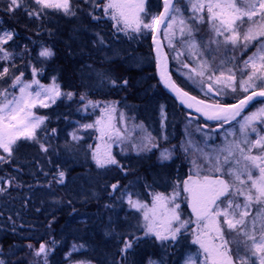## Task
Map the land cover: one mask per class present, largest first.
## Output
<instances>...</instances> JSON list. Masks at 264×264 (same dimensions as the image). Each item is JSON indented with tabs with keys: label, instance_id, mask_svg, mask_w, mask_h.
<instances>
[{
	"label": "snow or ice",
	"instance_id": "snow-or-ice-1",
	"mask_svg": "<svg viewBox=\"0 0 264 264\" xmlns=\"http://www.w3.org/2000/svg\"><path fill=\"white\" fill-rule=\"evenodd\" d=\"M88 2L92 6L88 15L93 20L107 17L117 32L126 35L151 34L160 80L165 87L188 108H195L208 120L218 122L220 129L236 122L241 137L236 139L235 133L229 129L228 134L234 138L228 140L225 136L222 145L211 147L205 141L208 151L193 145L209 172L201 175L202 166L194 161L195 174L182 181V190L187 194L194 221L181 219L180 204L176 203L177 191L171 196L153 193L149 207L139 198L134 199L138 194L122 189L119 182L113 183L111 189L120 191V198L126 197L130 208L142 212L145 235H154L160 241H176L182 230L187 231L191 224H195L192 243L198 245V253L188 256L184 264H264V0H186L184 4L180 0H162L163 10L158 14L149 11L148 0ZM97 9L102 16L94 14ZM49 10L65 16L76 15L73 0H0V12L9 18L23 12L29 19H40L49 15ZM185 11L190 15L186 17ZM201 25H207L206 40L199 35ZM161 31L168 47L175 52L173 58L181 63L182 69H187L184 75L189 81L206 94L231 95L235 103L209 104L181 88L167 71L168 55L162 50ZM18 35L15 28L6 27L0 21V85H7L0 87V150L3 153L0 154V163L4 164L14 157L18 141L39 143L38 130L47 135V129L41 127L47 117L37 115L35 109L49 108L62 96L71 99L76 95L62 91L55 77L50 84L40 82L38 77L43 69L37 65L51 58L54 52L50 47L41 46L33 55V49L28 45L16 52ZM177 36L179 48L175 43ZM96 37L94 43H105L102 35L97 33ZM185 56L187 62L182 59ZM17 59L25 62L18 65ZM26 72L30 79L25 78ZM98 75L102 82L108 79L103 73ZM109 83L126 86L128 81L124 79L118 83L116 79H110ZM80 101H86L84 110L89 105L99 107V102L88 100L85 95H81ZM256 104L260 107L237 120L247 108ZM114 112L111 104L105 105L96 121L81 127L95 128L100 134L102 143L93 150L97 167L116 166L123 170L112 155L111 144L107 143L108 140L122 142L126 138L114 123ZM120 119L124 120L123 113ZM56 132L55 128L51 129L53 135ZM70 135L73 141L81 139L75 130ZM39 146L41 151H49L46 144L40 143ZM135 147L150 150L158 146L147 136L142 145ZM171 156L168 149L160 153L162 160L171 159ZM64 175L63 171L57 172L58 183H63ZM15 180L16 177L11 175L0 176V193H7L8 188L3 185L11 187ZM180 183L177 182L178 186ZM137 240L135 236L123 240L120 251L125 253L132 249ZM56 243L54 239L37 241L38 246L30 243L27 247L33 250L35 257L42 258L36 264H48V255ZM0 264L5 261L0 259ZM148 264L156 262L149 260Z\"/></svg>",
	"mask_w": 264,
	"mask_h": 264
},
{
	"label": "rangeland",
	"instance_id": "rangeland-1",
	"mask_svg": "<svg viewBox=\"0 0 264 264\" xmlns=\"http://www.w3.org/2000/svg\"><path fill=\"white\" fill-rule=\"evenodd\" d=\"M76 1L79 0H73L75 3ZM82 1L85 2L88 0ZM180 2L181 4H184L186 3V0H180ZM159 6L160 0H148V8L152 14L158 13ZM97 10L98 12L96 13V16H102V12L99 9ZM0 15H2V12H0ZM184 15L187 17L190 15V13L185 11ZM66 17H68L67 24H69L70 21L72 22L75 20V16H65L63 13H61L55 18L50 17V23L54 27L56 26L57 28H61L64 25V22L66 23L64 19ZM0 21H2V23L7 26V23L2 17H0ZM93 23L98 33V27H101L102 31L108 27L110 35L113 37L116 36L117 39L120 38V40L116 42L114 41V38H112L111 41H108V37L103 34L102 36L105 39V43L101 45L99 43H94V41L97 40L95 34L91 38L89 36L85 38L86 41L90 43L86 47V50L89 51L87 54L90 55V58L87 63L85 62L86 60H82V62L75 65L76 71L74 70L72 78L76 80V86L74 85L72 87H68L63 83L62 80H59V72L57 70L52 69L48 72V70L44 69L40 64H38V66L43 69L40 77H38L42 84H50L52 82V78L55 77L56 83L60 85L62 91L74 92L76 94L69 102V109L65 111L66 113L62 117L60 123L57 121V123H59L57 124V127L59 128L62 126L60 134H63V138L53 134L52 136H49L48 131L46 135L44 131L38 130V135L41 137L38 144L41 142L46 144L48 139H50L52 143L53 139L55 143L57 142V146L63 149L64 155H70L73 154L74 150L80 149L76 143H82V146H87L89 148V153L87 156L89 157L92 168H94V170L90 168L92 171H89V173L87 172L85 175L84 173L75 172L77 170H80L81 172V168L77 166L72 168H67L68 166L64 167L59 170L65 173L63 177V183L57 182V173H53L49 179L47 178L48 181L56 180L57 186L65 188V191L70 193V196L63 194L64 198L74 201L75 205L78 206V209L76 208V210H74V205L71 206L72 210H74V213L79 215H77L75 218L73 217L74 215L72 217H68L66 223H64L65 226L71 223V218L76 221V224L84 225L85 220H87L89 217L88 215L92 214V212H90L92 203L96 202V199L93 200V196H96V191L92 189L94 187L97 189L100 188L103 192H105V186H108L109 194L112 193V197L118 205L116 207H112V205H109V202H105L106 204H103L102 202L101 209L97 211L99 216L96 214L93 216V219H96L98 216L96 223L117 221L116 227L125 224V226L127 225L126 228L129 229L133 234L145 233L143 228L142 212L138 211L137 209L130 208L128 206L126 197L120 198L121 192L113 191L111 189L110 183L106 185L105 179L102 180V184L100 185L99 177L101 176V178H103V176L110 170H112L113 173L117 172V174L115 173V175L112 177L114 183L119 182L122 189L126 188L128 192L138 194V196H134V199L139 198L141 201L147 203L149 207L152 204L153 193L159 192L165 194L166 196H171L174 191L179 192L176 203L180 204L181 219H191L194 221L195 217L192 216L186 199L187 194L182 190V181L187 179L189 175L195 174L193 164L194 161L196 164L202 166L201 175L209 174L208 166L200 156V153L195 150V147L204 148L205 151H208V147H205V141H207L209 146L216 147L222 145L225 142V136H227L228 140H232L234 136L228 134L229 129L235 133L236 139H240L241 137L239 134L238 124H236V122H231L230 124H225L223 129H220L213 124H207L203 122L198 117L194 118L185 112L183 114L177 108L178 106L173 104L171 98H169L166 92H163L164 90L162 91V89L157 87V79L156 76H154L153 56L151 54V46L149 43L151 34L143 35L131 33L130 35H126L123 32H117L113 28V22L107 17H103L99 20H93ZM73 31V29H70L69 32ZM88 32L91 33L92 31ZM41 34L44 36L48 33H46V31H41ZM99 34L101 35V32ZM199 35L203 36L205 40L207 39V25L200 26ZM160 38L164 45L165 51L168 54L170 74L175 77L181 86H185L195 93V96H198L201 100H204L209 104H223L227 103V101L231 102L235 100L231 95L222 94L221 96H216L215 92L206 94L205 92L201 91L197 85H194L184 75V72H186L187 69H182L181 63L173 58L175 56V52L172 48L168 47V42L164 39L162 31L160 33ZM175 43L177 48L181 46L179 43V36H177ZM49 45L50 44L48 42L46 43L38 40L34 45L36 48L35 54L40 50L41 46L50 47ZM136 47L140 48L141 50L137 55L127 54V51L135 52ZM50 48L52 49V47ZM116 50H121L123 56H119ZM252 50L254 51V49ZM250 54L251 52L249 55ZM53 56L47 60H44V62L46 63L49 60H52ZM182 59L185 62L188 61L187 56L182 57ZM24 62L25 61H18V65ZM192 66L195 65L193 64ZM129 70H131V74H128ZM101 73L108 77V79H105L102 82L100 76L98 75ZM25 78L30 79V76L27 74ZM110 79H116L118 83L119 81L126 79L128 84L126 86H112L109 83ZM9 83H11V81H9ZM6 86L7 85H5V87ZM72 88H74V91L70 90ZM159 90H161V92ZM130 92L133 94V96ZM81 95H85L88 100L99 102V107H93L92 105H89L87 110H84L83 103H86V101H80ZM141 98L145 100H141ZM236 98L238 99L239 96ZM57 100L62 101L63 106H66L68 105L67 100H69V98L67 96H62ZM109 104L115 108V112L113 113L114 123L118 128H120L122 132L125 133L126 138L122 142H113L112 140H108L107 143L111 144L112 155L115 156L123 166V170L117 168L116 166H109L107 168L97 167L96 162L93 159V150L97 144L102 143V141L99 139L100 134L95 128L84 129L81 127L83 124H91L96 121L101 116V109L104 108L105 105ZM257 107H260V104H256L247 109L244 113H242L238 120L242 119V116L246 115L248 112L255 111ZM39 109L40 108H37L34 111L37 115L47 117L45 124L41 126L42 129H47L48 127L46 124L49 122L54 123L52 117L55 116V114H42L40 113ZM121 113L124 114L123 121L120 119ZM62 121L64 122L63 125ZM53 126L56 125L52 124V127ZM197 129L200 130L198 131ZM74 130L77 131V135L81 138L78 141H73L71 139L70 133H72ZM147 136H150L152 138V143L156 144L158 147H151L150 150H137V147L135 146L142 145L144 138ZM189 141H191V145L189 144ZM193 145L195 147H193ZM185 148H188V151H185ZM163 149H168L171 151V159H160V153ZM0 154H3L2 150H0ZM74 154L79 157L82 155V152L75 151ZM65 160H69V163H73L71 158H67ZM136 160H144L142 167V170L144 171L145 169L147 170L148 166L150 167L153 165L152 168L154 167V169L149 171V175L152 177V180L156 186H146L147 190L143 187H140V183L139 181L137 182V178H135L133 173V164ZM174 166L175 168L173 169ZM166 169L168 171L171 170V175H173L172 180H169L166 175L163 176L164 172H166ZM175 170L177 173H175ZM154 171H160V174H153ZM174 173L178 174L179 176H176ZM124 178H126L125 183H120L121 179L124 180ZM95 180H98L97 187L95 184L94 187L92 186V184L95 183ZM177 182H181L179 186ZM3 186L9 188V186L6 184ZM149 190H153V192H150ZM58 191L60 190L58 189ZM18 192L19 190H16V193ZM36 192L39 195H42L41 192H38L37 190ZM59 196L60 195L57 193V191L50 189L48 198L50 201L49 203H52V205L55 206H60L61 204L59 200L61 201L62 199H58ZM80 196H83L85 199L82 201L79 200L78 197ZM109 210L110 212L108 213ZM45 222L46 220H44L43 224ZM91 222L92 221L90 220V223ZM75 227H77V225H75ZM78 228H80L79 225ZM194 228L195 224L193 223L190 225L187 231L182 230V234L177 237L176 241H179V243L183 246L179 253L175 251L172 245L176 243V241L168 240L170 241L169 244L167 243L168 241L157 240L154 235H147V239H149L153 245L155 244V249L150 245V242L146 243L145 246L148 247L150 251L148 254H145V257L140 261V264H148L149 260L155 261L156 264H184L188 256H193L194 254L198 253V245L192 243V229ZM66 229L69 230L58 234L61 243H63L67 237L71 236L69 233L70 230L73 232V234L78 235L77 228L74 229L70 226H67ZM117 229L119 231L122 230L121 227ZM35 245L38 246L37 243H35ZM162 245L166 247V250L160 251V247ZM157 248H159L158 252ZM85 249L86 246H84L82 242L73 241L67 245V250L62 255L58 254V257L55 255L48 256L50 260L52 258H57L58 263L62 262V264H93V262L88 260L87 257H82V259L76 260L74 255H76L79 251L85 252ZM233 249H235V245H233ZM31 252L33 255L32 249ZM55 253L56 252L53 249L49 254ZM240 255H244L243 251H241ZM200 259H202V256ZM48 264H50L49 261Z\"/></svg>",
	"mask_w": 264,
	"mask_h": 264
},
{
	"label": "trees",
	"instance_id": "trees-1",
	"mask_svg": "<svg viewBox=\"0 0 264 264\" xmlns=\"http://www.w3.org/2000/svg\"><path fill=\"white\" fill-rule=\"evenodd\" d=\"M76 7L78 8L75 9ZM73 10L76 11L75 20L72 22L70 21L69 24H67L68 17L64 18L66 23L64 22V25L61 28L54 27L50 23V17L55 18L61 13H53L51 10H49V15L42 16L40 19H29L23 12H18L16 16L12 18L4 15L3 12L2 15H0V17H2L7 23V26L15 28L19 34L17 37L19 47L15 49L16 52H20L24 45H28L30 49H33L32 54L35 55L36 48L34 45L38 40L50 44L49 46L54 50L53 59L46 63L43 62V64L40 65L48 70V72L52 69L57 70L59 72V80H62L68 87L77 85L76 80L72 78L74 70L76 71L75 65L82 62V60H86V63L89 61L90 55L87 54L89 51L86 50V47L90 43L86 41L85 38H87V36L91 38L94 34L96 35L98 33L95 29L92 17L88 15V13L92 11V6H90L88 1L84 2L79 0L76 1V3L73 2ZM97 12L98 10H95L94 14L96 15ZM70 29H73L74 33L69 32ZM98 30L99 33L101 32V35L104 34L108 37V41H111L112 38H114V41L116 42L120 40V38L117 39L116 36L113 37L110 35L108 27L103 31L101 27H98ZM41 31H46L48 34L42 36L43 34H41ZM88 31L92 32L89 33ZM116 51L119 56H123L121 50ZM140 51V48L136 47L135 52L127 51V54L137 55ZM249 53L250 52H248V54ZM18 61L22 62L17 59V64ZM33 63H35V61H33ZM37 67L39 66L37 65ZM21 70L24 69L21 68ZM128 74H131V70H129ZM174 80L179 86H181L175 77ZM0 87H5V85H0ZM157 87L162 89L159 87L158 83ZM181 87L186 89L189 93L193 95L195 94L185 86ZM70 90L74 91V88ZM159 91L161 92V90ZM72 99L73 98L67 100L68 105L66 106H63L62 101L57 100L56 103L49 108L39 109L42 114H55V116L52 117L54 123L49 122L46 124L49 136H52L51 129L55 128L57 132L54 135L63 138V134H60L62 126L58 128L57 124L62 120V117L66 113L65 111L69 109V102ZM141 100L145 99L141 98ZM172 102L175 104L173 100ZM177 108L184 114L185 111L179 107ZM57 121L59 123H57ZM52 124L56 126L52 127ZM63 124L64 122L62 121V125ZM38 137L39 139L41 138L40 135H38ZM52 141V143L50 139L46 141V145L49 148L48 152L41 151L39 144L34 141H18L14 157L6 164L0 163V175H11L16 177L14 184L8 188L7 193L0 194V259H3L5 264H36L38 259L32 255L31 249H29L27 245L30 243L35 244L37 241L45 242L54 239L57 241L53 247L56 253L49 255H55L58 257V254L62 255L67 250V245L70 244V242L80 241L86 246V251H79L74 255L76 260L82 259V257H87V259L91 260L93 264H140V261L144 259L145 254H148L150 251V249L145 246L146 243L150 242L145 233L133 234L126 228L127 225L125 226V224L116 227L117 221L96 223L99 216L97 211L101 209L102 202L103 204L109 202V205H112V207L118 205L113 199L112 193L109 194L108 186H105V192L100 188L97 189L94 187V184L96 187L98 186V180H95V183L92 184L94 187L92 190L96 191V196H93V200L96 199V202L92 203L90 209L92 214L88 215L89 217L85 220L84 225L76 224V221L71 218V223L65 226L64 223H66L68 217L74 215L73 217L75 218L79 215L74 213V210H76V208L78 209V206L75 205L74 201L64 198L63 194H70L65 191V188L57 186L56 180L48 181V179L53 173L56 174L60 169L67 166V168L77 166L81 168V172L80 170L75 172L84 173L85 175L87 172L89 173V171L94 170V168H92L89 157L87 156L89 153V148L87 146L84 147L82 146V143H76L80 149L74 150V152H82V155L78 157L74 152L70 155H64L63 149L59 148L57 142L55 143L53 139ZM68 151L71 152L70 150ZM67 158H71L73 163H69V160H65ZM143 162L144 160L135 161L133 164V173L135 178H137V182L139 181L140 187L147 190L146 186L155 185L152 177L149 175V171H152L154 167L152 168L153 165L150 167L148 166L147 170L145 169L144 171L142 170ZM90 168L92 170H90ZM174 168L175 166L173 169ZM171 170L168 171L166 169V172L163 174V176L166 175L169 180H172L173 178ZM160 171H154L153 174H160ZM115 173L117 174V172L113 173L112 170H110L103 176V178L100 176V185L102 184L103 179H105L106 185L109 183L112 185V183H114L112 177ZM175 173H177V171ZM175 175L179 176L178 174ZM125 181L126 178H124V180L121 179L120 183L124 184ZM50 189L57 191L60 195L58 197V199H62L61 201L59 200L61 204L60 206H55L52 205V203H49L50 201L48 198ZM58 189L61 192L58 191ZM16 190H19V192L16 193ZM36 190L41 192L42 195H39ZM149 191L153 192V190ZM103 197L105 201L103 200ZM78 198L81 201L85 199L83 196ZM72 205L75 206L74 210H72ZM95 214L98 216L96 219H93ZM44 220H46V222L43 224ZM90 220L92 221L91 223ZM75 225H77V227H75ZM78 225L80 228H78ZM67 226L74 229L77 228L78 235L73 234L70 230L69 233L71 236L67 237L65 241L61 243L58 234L68 231L69 229H66ZM119 227H121V231L117 229ZM133 236L138 238L134 243L133 248L122 253L120 251L123 247L122 241L131 239ZM169 242L170 241L167 243ZM150 243L154 248L155 244L153 245L152 242ZM172 245L177 253H179L180 249L183 247L179 241H176V243ZM158 250L159 248H157V252ZM164 250H166V247L162 245L160 251ZM48 261L50 264H62V262L58 263L57 258H52L50 260L49 256Z\"/></svg>",
	"mask_w": 264,
	"mask_h": 264
},
{
	"label": "water",
	"instance_id": "water-1",
	"mask_svg": "<svg viewBox=\"0 0 264 264\" xmlns=\"http://www.w3.org/2000/svg\"><path fill=\"white\" fill-rule=\"evenodd\" d=\"M163 10V6H162V0H160V7H159V11H162ZM157 13V14H158ZM161 40V38H160ZM162 42V41H161ZM149 43L151 45L150 49H151V54L153 55V65H154V76H156L157 78V81H158V84L159 86L163 87V89L171 96V98H174L175 102L177 105H179L181 108H184L185 110L189 111L192 115H198L201 119H203L205 122L206 121H211V120H208L207 117H205L202 113H199L196 111L195 108H188L186 104H182L180 102L179 99H177L175 93H173L170 89H168L167 87H165V85L163 84V82L160 80V75H159V69L157 67V60H156V53H155V46L153 45V41H152V36H150L149 38ZM163 45V43H162ZM163 52H165V49H164V46H163ZM166 53V52H165ZM167 71L169 72V60L167 58ZM172 76V75H171ZM173 79V78H172ZM186 91V90H185ZM190 94V93H189ZM191 95V94H190ZM193 96V95H192ZM195 96V95H194ZM196 97V96H195ZM240 98V97H239ZM197 99L201 100L199 97H197ZM206 102V101H205ZM207 103V102H206ZM231 103H235V100L234 101H231V102H228L227 104H231ZM238 118V117H237ZM190 208V207H189ZM190 211H191V208H190ZM194 216V215H193Z\"/></svg>",
	"mask_w": 264,
	"mask_h": 264
}]
</instances>
